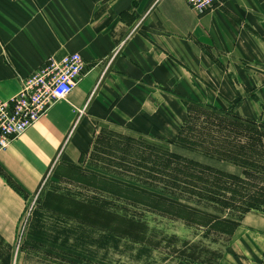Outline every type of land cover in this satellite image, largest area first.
<instances>
[{
  "label": "crops",
  "instance_id": "0c3cea01",
  "mask_svg": "<svg viewBox=\"0 0 264 264\" xmlns=\"http://www.w3.org/2000/svg\"><path fill=\"white\" fill-rule=\"evenodd\" d=\"M73 52L85 68L68 100L0 152L8 244L49 173L78 164L102 129L174 142L185 101L264 123V0L203 13L186 0H0L1 100L21 90L19 75ZM217 264H264V210L243 214Z\"/></svg>",
  "mask_w": 264,
  "mask_h": 264
},
{
  "label": "rangeland",
  "instance_id": "374dc122",
  "mask_svg": "<svg viewBox=\"0 0 264 264\" xmlns=\"http://www.w3.org/2000/svg\"><path fill=\"white\" fill-rule=\"evenodd\" d=\"M189 103L191 111L185 105L187 120L190 119L188 124L187 120L183 124H186L185 137L197 140L199 137L213 135L209 139L218 146H227L230 141L240 140L241 133L230 125L208 126L210 118L205 113L206 108L197 102ZM229 114L227 117L236 121L234 113ZM204 126L208 129L203 128ZM209 127L213 129L212 133ZM123 136L128 135L109 128L102 129L91 150L78 164L61 163L49 173L27 203L12 245L0 239V263H218L229 241L226 234L220 233L212 225L214 218L218 217L190 213L186 215L187 218H181L174 214L177 211L172 207L163 211L133 201L125 196L130 191L125 188L126 184L120 182L140 184L139 187L168 193L172 197L180 196L182 198L179 199L182 200L189 197L191 200H185L186 202L215 211L217 213L213 214L220 217L237 216L241 215L236 202L238 198L233 197L240 196L238 193L228 195L227 199L231 201L227 203L233 204V208L188 196L187 191L194 189L193 186H176L170 169L166 174H158L159 167L154 160L144 162L146 159L141 160L140 155L157 159L164 150L169 149L227 172L243 174L242 168L231 159L206 156L202 143L197 144L201 149H197V152L168 140L159 141L147 136L132 135L130 137L137 141L128 142ZM261 149L263 153L259 154L258 159L264 165V148ZM213 154L212 156L217 155ZM231 156L229 155L230 158ZM246 169L244 175L249 184L245 183L244 187L237 189L242 195L246 193H242L243 190L240 189L246 188V191L251 192L258 185H264V170L257 168L260 172L256 173L250 166ZM145 182L149 185H144ZM178 205L174 207L179 208ZM130 220L138 223L132 225L134 229L130 227ZM214 223L218 225V220Z\"/></svg>",
  "mask_w": 264,
  "mask_h": 264
},
{
  "label": "trees",
  "instance_id": "16d2710c",
  "mask_svg": "<svg viewBox=\"0 0 264 264\" xmlns=\"http://www.w3.org/2000/svg\"><path fill=\"white\" fill-rule=\"evenodd\" d=\"M185 104L188 110L191 111L192 106L190 105V103L185 101ZM204 108H206L205 113L210 118L207 121L208 126L211 124L216 126L218 124L226 126L230 125L231 128H235L241 133L239 134L240 140L237 139L234 141H230L231 143L227 146H225L224 144L218 146L213 141L211 143V140L209 139L210 137H213V135H207V137H199L197 140H194L192 138L188 139L184 136V127L189 123V119L186 121L185 126L183 125L181 127L177 139L174 142H177L178 146L180 145L187 149L196 150L197 152H199L197 149H200L197 147V144L202 143L206 149L203 151L206 156H209L211 158L224 157L225 159H231L232 161L237 162V165L242 168L243 174L227 172L211 164L201 162L194 158H189L169 149L164 151L161 149L163 153L162 155L157 156V159H152L151 156L146 157L144 155H140L141 160L146 159L144 160V162L154 160V162L157 164V167H159V169H157V171L159 172L158 174H166L170 169V171L174 174V177L172 179L177 184L176 186H178V184L193 186L194 189L187 191V194L191 197H198L199 200L209 201L210 203L216 202L222 206L225 205L229 208H233V204L229 205V203H227L228 201H231L227 198L229 193H238L240 196H236L233 198H238V201L236 202H238L239 204L238 212L241 215L220 217L219 215L213 214L217 213L215 211L206 210V208L201 207V205H193L186 202L191 200V198L189 197L183 198L182 200L179 199L182 198L180 196L172 197L169 196L168 193H159L150 190L149 188L139 187L140 184L131 185L123 181L120 183L126 184L125 188H128L130 190L125 195L127 198H130L133 201L145 203L146 205L153 206L154 208H158L159 210L161 209L163 211L164 209L166 210L167 207H172V209L177 211V213L174 214H176L178 217L187 218L186 215L190 213H205V215L210 214L218 217V219L214 218L212 225H214V228H216V230H218L220 233L226 234L230 237L233 234L235 228L239 225L240 219L244 213L248 212L251 209L264 210V185H258L257 187L253 188L251 192L246 191V188L240 189L243 190L242 193H246L244 195L240 194L239 190L237 191L239 187H244L245 183L249 184L244 175L246 168L250 166L251 168H253V170H255L256 173L260 172V169L257 168H261L262 170H264V165L259 163L258 159L259 154L263 153L261 147L264 148V123L241 117L236 113L233 114L236 121H233L232 119H229V117H227L230 111L220 109L215 106H207ZM213 112H216V114L218 113V115ZM211 118L213 119L211 120ZM203 128L208 129V127L205 126ZM209 129L212 133L213 129L210 127ZM123 138H125L128 142L137 141L130 136H123ZM204 142L206 143L204 144ZM200 153L202 152L200 151ZM213 153H216L217 155L212 156L214 155ZM229 155H232L231 157L233 159L230 158ZM246 173H248V170L246 171ZM144 185L148 186L149 184L145 182ZM172 186L176 187L174 184ZM198 186H202V188H195ZM173 203H175L176 205L179 204V208L174 207L176 205ZM217 220L218 225L214 223ZM134 222L135 223H133V220H130V227L132 229H134L132 225L138 224L136 223V221ZM140 225L141 224H139V226Z\"/></svg>",
  "mask_w": 264,
  "mask_h": 264
},
{
  "label": "built area",
  "instance_id": "2783aa9c",
  "mask_svg": "<svg viewBox=\"0 0 264 264\" xmlns=\"http://www.w3.org/2000/svg\"><path fill=\"white\" fill-rule=\"evenodd\" d=\"M203 13L223 0H186ZM85 62L73 52L61 59L47 58L45 64L29 75H19L22 88L9 99H0V152L11 141L38 121L59 100H68L81 79Z\"/></svg>",
  "mask_w": 264,
  "mask_h": 264
}]
</instances>
